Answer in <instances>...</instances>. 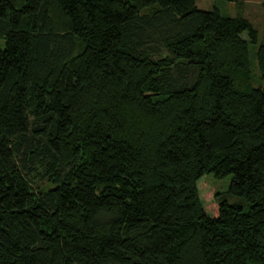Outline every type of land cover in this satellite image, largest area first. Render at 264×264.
Here are the masks:
<instances>
[{"label": "trees", "instance_id": "trees-1", "mask_svg": "<svg viewBox=\"0 0 264 264\" xmlns=\"http://www.w3.org/2000/svg\"><path fill=\"white\" fill-rule=\"evenodd\" d=\"M228 1L0 0V264H264V34L254 76Z\"/></svg>", "mask_w": 264, "mask_h": 264}, {"label": "rangeland", "instance_id": "rangeland-1", "mask_svg": "<svg viewBox=\"0 0 264 264\" xmlns=\"http://www.w3.org/2000/svg\"><path fill=\"white\" fill-rule=\"evenodd\" d=\"M244 4V14L247 18H249L254 25L259 29L260 32V38L258 43H250V60L252 65V71L254 73V76L256 74H259L260 76V70L258 68V60H257V50L259 48V45L261 44L263 40V34H264V16H263V10H262V3L264 0H242ZM197 6L200 9L204 10H213L218 9L224 16H236L237 8L236 3L233 1L228 0H197ZM247 35L245 34V37ZM263 83V80L260 78L259 81H256L255 85L259 86ZM232 175H228L224 178H216L212 173L208 174L204 182L205 184L210 188L209 189V200H215V191L224 193L227 195V199L230 202H238L239 198L235 196L228 195L226 192L228 191L231 182H232ZM245 209L247 210L249 205L248 203H243Z\"/></svg>", "mask_w": 264, "mask_h": 264}]
</instances>
